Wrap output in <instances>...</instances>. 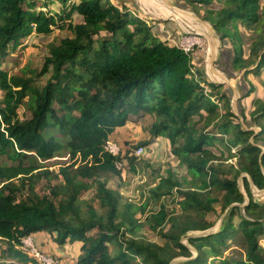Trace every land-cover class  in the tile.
<instances>
[{
	"label": "trees",
	"instance_id": "16d2710c",
	"mask_svg": "<svg viewBox=\"0 0 264 264\" xmlns=\"http://www.w3.org/2000/svg\"><path fill=\"white\" fill-rule=\"evenodd\" d=\"M40 1L46 9L55 0ZM57 1L59 11L51 12L37 8V0H0V63L33 34L70 32L49 44L39 72L10 75L0 65V156L12 163L0 165L2 259L40 264L21 245L23 239L45 232L59 247L80 243L76 264H169L176 258H185L176 264H264V201L254 200L248 181L264 187V101L255 100L250 125L244 123V128L222 84L205 79L194 69L191 55L160 39L138 11L109 0ZM183 1L200 6L201 20L221 42L231 44L235 71L245 70V80L260 75L261 0ZM73 14L81 20L73 23ZM238 23L254 32L246 56ZM48 72L46 83L36 85L34 79ZM19 108L24 109L23 119ZM142 114L153 118L151 139L168 140L186 176L180 181L168 170L136 207L108 188L106 179L120 174L116 165L124 166V160L135 172L137 156L130 149L113 156L103 147L130 116ZM241 118L245 121L243 113ZM63 152L70 162L56 173L37 162ZM231 157L236 164L224 166ZM243 173L248 176L241 177L248 204L229 208L244 202L237 187ZM51 177L58 181L47 186L48 193H35L38 182ZM91 189L97 208L81 198ZM173 193L181 198L180 212L160 202ZM151 199L158 209L147 211ZM216 204L217 217L226 210L225 216L218 231L188 238L194 256L181 240L213 226L206 215L217 212ZM137 213L162 244L140 235L143 223Z\"/></svg>",
	"mask_w": 264,
	"mask_h": 264
},
{
	"label": "rangeland",
	"instance_id": "374dc122",
	"mask_svg": "<svg viewBox=\"0 0 264 264\" xmlns=\"http://www.w3.org/2000/svg\"><path fill=\"white\" fill-rule=\"evenodd\" d=\"M109 1L114 5H117L118 7L122 6L123 4L129 7L131 10L138 11L140 13L139 17H142L148 22V24L153 26L152 31L160 39H163L160 36L161 33H165V35L167 36H170L171 34L180 36L184 34L186 31L190 32L187 26L184 27V25L179 23L175 18H171V19L163 18V16H161L162 11L167 12L169 10L171 13L174 14L177 13L176 15H178V13H184V14L186 13L195 17L198 20L199 26L203 24L199 21L201 20L203 9L197 5L185 3L183 0H167V1L109 0ZM36 3H37V8H41L43 11L57 12L60 9V4L57 0L53 1L48 7H46V9L42 8V3L44 2L37 0ZM260 4L261 6L264 7V0H261ZM80 20L81 18L78 15L73 14V17L71 19L73 23H77ZM237 27L241 37V45L246 56L248 52V45L251 41V38L254 36V32L249 29H246L243 25L239 23ZM166 28L170 29L169 31L170 34L165 32ZM209 31L215 38L219 37L210 25L207 34L204 35L210 36ZM68 36H70V32L68 30H58V29H53L50 35L44 37L35 36L33 34L30 37L22 40L23 47L17 49L13 54H9L7 57L3 58L0 65L5 70L9 71L10 75L21 76L22 70H25L28 75H30L31 71L39 72L44 63V59L46 57L49 44L53 42L58 43L59 40ZM168 43L173 44L169 40ZM217 43L219 44V47L217 48V56L215 57V61L213 64L214 68H216V59H218V54L221 53V51L231 52L230 49H232L231 44L228 42H221L220 40V42ZM208 46L209 45L206 40L203 49H197L194 52V54L191 55V58L194 62V69H197L198 71L200 69V71H202V76L204 71L203 77L207 80L209 79L210 74L208 75L206 73L205 66L199 68V66L195 64V59L208 58L207 56ZM225 70H227V73L226 74L221 73V74L230 80V83H232L238 97L235 106L234 104H232L233 97L231 91H229V86L225 83L222 84V89L225 90L227 92V95L229 96L231 111L232 113L233 111H235L237 117L239 118V122L250 125L249 113L255 108V100L264 101V69L261 71L260 75L258 76L252 74L248 75L246 79L247 81L244 78L245 70L235 71L233 68H227V67ZM49 76H50V72H48L43 76H39L35 78L34 82L36 85L42 86L46 83ZM250 88L253 89L252 92H250L251 90ZM222 110L223 109L221 108L219 111L222 113ZM241 113H243L245 117V121L242 120ZM18 114L20 119L25 118V112L23 108H19ZM152 122H153V118L150 115L142 114L141 116H130V121L123 127L117 128L114 131V134H112L109 139L110 141L115 142L119 146L120 150L122 151L121 152L122 155H124L125 152L129 149L130 152L135 153V151L139 148V147L134 148L137 146V144L151 140L148 146L146 147L142 146L144 148V153L141 154L140 156H137L136 158L135 172L131 171L128 163L124 160V166L121 167L120 174L118 176L109 175L106 179L108 188L118 191L120 195L123 197V200H127L131 202L136 207L145 203L148 195V190L154 186V184L158 181L159 177H165L166 172L168 170L171 171L174 174V176L180 181L184 179V177L186 176L185 167L181 166L178 163V160L170 153L168 140L165 137H157L151 139L149 128ZM246 124H244V127L246 126ZM199 126H201V124ZM252 129H257V127L252 126ZM230 152L233 156H235L234 149H231ZM226 154L227 153H225V155ZM37 162L41 164V166L43 167L42 169H48V171H50L53 174L58 171L59 166L67 165L70 162V160L68 155L65 152H63L56 155L54 158L50 160H46V161L37 160ZM11 164L12 163L8 161L5 157L0 156V165H11ZM230 164L235 165L236 159L231 157V158H227L223 162L224 166H228ZM228 177H230V175H228ZM57 181L58 180H56L53 177H51L50 180H48L47 178H42L35 186V193H37L38 195L47 194L48 193L47 186L51 184H55L57 183ZM252 196L256 201H263L262 198H264V196H257L255 194H252ZM81 198L89 201L95 208L98 207L97 201L94 198L93 189L83 193L81 195ZM180 201L181 198L179 197V195L174 193L162 197L160 200L161 203L165 204L166 208L174 212H180V205H179ZM158 204L159 203H156L152 199L149 200L147 211H153L158 209ZM216 206H217V210H216L217 212L215 214L209 213L206 215V221L213 224V226L210 229H213L219 220V218L217 217L218 215L217 213L219 212V206L218 204H216ZM136 217H138L143 223V228L139 232L140 235L152 242L162 244L163 241L159 237L154 235L152 231L148 228L147 224L144 221V216L141 217L140 214L137 213ZM193 233L195 232L190 233V235ZM38 235L41 236L38 238ZM38 235L36 236L32 235L31 237L32 243L34 248H36L38 252H40L43 256L50 257L52 259L60 261L62 264H76V261L79 255L81 254L79 249L80 247L79 242L78 244H76V242L66 243V245L63 246V248L59 249V246L55 244L50 234L41 233ZM261 245L264 246V243L262 242ZM2 249L3 246L0 242V264H21L7 259L3 260L1 254ZM22 250L25 251L28 255H30L28 253V250H24V249Z\"/></svg>",
	"mask_w": 264,
	"mask_h": 264
},
{
	"label": "water",
	"instance_id": "95a60500",
	"mask_svg": "<svg viewBox=\"0 0 264 264\" xmlns=\"http://www.w3.org/2000/svg\"><path fill=\"white\" fill-rule=\"evenodd\" d=\"M165 1H167V0H165ZM180 10H181V9H180ZM199 21H200L201 23L205 24V25L208 27V29H209V25H208L207 23L203 22L202 20H199ZM186 32H187V31H186ZM209 33H210V38L212 39L213 45H212L211 56L207 58V59H208V60H207V62H208L207 74H208V75L210 74L208 81L211 82V83H215V84H223V83L227 84V85L229 86V88L231 89V93H232V97H233L232 104H234V105L236 106V100H237L238 97H237L236 91L234 90V87H233L232 83H230V80H229L228 78H226V77H225L224 75H222V74H221V77L223 78V80H221V81L216 80V78H215L213 75H211V71H212V70L216 72V70H215L214 67H213V64H214V61H215V57L217 56V48L219 47V44H218L217 42H220V38H219V37H218V38H215V37L211 34L210 31H209ZM198 34H200V35H202L203 37H205V38L207 39V42H208L209 47H211V46H210L211 43L209 42V37H207V35H203V34H201V33H198ZM218 74H219V73H218ZM219 75H220V74H219ZM234 105H233V106H234ZM233 106H232V107H233ZM233 110H234V108H233ZM233 113L236 115L235 111H233ZM236 116H237V115H236ZM240 119H241V118H240ZM241 125L244 127V124H243V123H241ZM244 128H245V127H244ZM252 130H254L255 132L258 131V129H252ZM261 149L263 150L262 147H261ZM261 171H262V173H263V175H264V170H263L262 168H261ZM243 175H244L245 177L248 178L247 174H245V173L241 174V175L237 178V187H238L239 191H241L242 194H243L244 202H243L242 204H236V203L231 204V205L229 206V208H230V207H233V206H239L241 209H243L244 206L248 204V198H247L246 194L243 192V188H242L241 177H243ZM248 181H249V185H250V189H251V193H252V194H255V195H257V196H264V187H263L262 189H258V188H256V187L252 184V182L249 180V178H248ZM262 200L264 201V198H262ZM225 212H226V210H225L224 213L219 217V220H218L216 226H215L213 229H210V228H209V229H206V230H204V231H198V232H195V233L189 235L188 237H185L183 240H181V243H182L183 245H185V246H186V247L192 252V254L195 256L196 251H195L193 248H191V247H189V246L187 245V240H188V238H194V237L205 236V235H208V234H210V233H213V232L218 231V229H219V227H220V224H221V221L223 220V217L225 216ZM184 260H185V258H176V259H173L169 264H176V263L181 262V261H184Z\"/></svg>",
	"mask_w": 264,
	"mask_h": 264
},
{
	"label": "built area",
	"instance_id": "2783aa9c",
	"mask_svg": "<svg viewBox=\"0 0 264 264\" xmlns=\"http://www.w3.org/2000/svg\"><path fill=\"white\" fill-rule=\"evenodd\" d=\"M206 40L207 39L205 37L196 32H185L184 34L179 36L178 41L175 43V45L183 53L193 55L197 49H203ZM103 148L104 151L113 156L118 155L121 152L119 146L115 142L110 140L106 141ZM143 153L144 148L139 147L134 154L135 156H140ZM121 167V163H118L116 165L117 169H121ZM21 248L24 250H28V253L30 254L29 256H32V258H34L40 264H62L60 261H57L50 257H45L40 252H38V250L33 246L31 236L22 240Z\"/></svg>",
	"mask_w": 264,
	"mask_h": 264
},
{
	"label": "crops",
	"instance_id": "0c3cea01",
	"mask_svg": "<svg viewBox=\"0 0 264 264\" xmlns=\"http://www.w3.org/2000/svg\"><path fill=\"white\" fill-rule=\"evenodd\" d=\"M169 11V10H168ZM170 12V11H169ZM186 14V13H185ZM189 15V14H188ZM183 25V24H182ZM184 27H185V25H184ZM166 31V33H169L170 34V29H168V28H166L165 29ZM158 34H160V33H158ZM175 34H171L170 36H167V35H165V33H161L160 34V36L163 38V39H166L167 41L169 40L170 42H172L173 44H175L177 41H178V38H179V36H177V35H175ZM231 50V52H229V51H221V53H219L218 54V59H216V68H214L215 70H216V72L217 73H219V74H221V73H224V74H226L227 73V70H225L226 69V67L227 68H232V59H233V50L232 49H230ZM207 58L206 59H200V58H197V59H195V64L197 65V66H199V68H202V67H204L205 66V68H206V73H207V69H208V62H207ZM213 67H214V65H213ZM199 71H200V69H199ZM241 71V70H240ZM201 72V74H202V71H200ZM203 76H204V71H203ZM228 90V89H227ZM229 91H231V89L229 88ZM114 134V133H113ZM110 139V138H109ZM42 234L43 233H45V232H41ZM41 233H35V234H33V235H38V234H41ZM41 236V235H40ZM39 235H38V238L40 237ZM31 237H32V235H31ZM38 238H37V241H38ZM51 242H52V240H51ZM54 244V243H53ZM56 244V243H55ZM54 244V245H55ZM76 244H78V242H76ZM66 245V244H65ZM65 245H63V246H65ZM63 246H61V247H59V249H61V248H63ZM80 246V245H79ZM48 248V247H47Z\"/></svg>",
	"mask_w": 264,
	"mask_h": 264
},
{
	"label": "bare ground",
	"instance_id": "6f19581e",
	"mask_svg": "<svg viewBox=\"0 0 264 264\" xmlns=\"http://www.w3.org/2000/svg\"><path fill=\"white\" fill-rule=\"evenodd\" d=\"M165 9V8H164ZM177 14V13H176ZM174 13H171L169 11H162L161 16H163V18L165 19H171V18H175L179 23L187 26V28L190 30V32H196V33H201V34H207L208 29L206 27V25L201 24V26H199L198 24V20L193 17L192 15H188V14H184V13H178V15H176ZM207 37H209V42L211 43L209 47L208 46V57L211 56V52H212V39L210 38V36L207 35ZM211 75H213L216 80H223V78L221 77V74L219 75L217 72L215 71H211Z\"/></svg>",
	"mask_w": 264,
	"mask_h": 264
}]
</instances>
